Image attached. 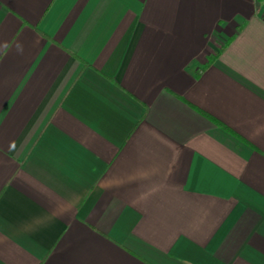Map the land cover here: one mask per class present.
<instances>
[{
    "label": "crops",
    "instance_id": "crops-1",
    "mask_svg": "<svg viewBox=\"0 0 264 264\" xmlns=\"http://www.w3.org/2000/svg\"><path fill=\"white\" fill-rule=\"evenodd\" d=\"M0 264H264V0H0Z\"/></svg>",
    "mask_w": 264,
    "mask_h": 264
}]
</instances>
